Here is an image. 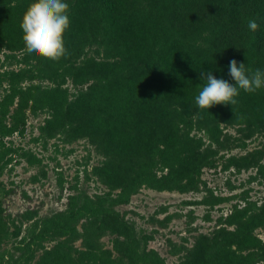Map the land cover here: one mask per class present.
I'll list each match as a JSON object with an SVG mask.
<instances>
[{
  "label": "rangeland",
  "instance_id": "1",
  "mask_svg": "<svg viewBox=\"0 0 264 264\" xmlns=\"http://www.w3.org/2000/svg\"><path fill=\"white\" fill-rule=\"evenodd\" d=\"M113 1L122 36L138 37L126 53L95 0H65L54 61L23 42L35 0H0V264H264V87L202 109L205 81L173 76L168 56H203L235 84L217 48L229 32L264 71L255 9L227 25L237 0H196L179 24L191 0Z\"/></svg>",
  "mask_w": 264,
  "mask_h": 264
},
{
  "label": "clouds",
  "instance_id": "2",
  "mask_svg": "<svg viewBox=\"0 0 264 264\" xmlns=\"http://www.w3.org/2000/svg\"><path fill=\"white\" fill-rule=\"evenodd\" d=\"M68 11L69 5L65 0H35L30 4L20 25L28 53L54 61L66 56L64 35L71 24ZM248 27L256 31L258 24L255 20H250ZM228 75L235 84L222 78L217 79L211 71L200 72V79L205 81L196 97L200 108L209 109L216 104L235 105V97L240 95V90L254 93L264 87V71L257 69L253 72L245 63L236 59L230 60Z\"/></svg>",
  "mask_w": 264,
  "mask_h": 264
},
{
  "label": "trees",
  "instance_id": "3",
  "mask_svg": "<svg viewBox=\"0 0 264 264\" xmlns=\"http://www.w3.org/2000/svg\"><path fill=\"white\" fill-rule=\"evenodd\" d=\"M237 3H238L237 9L233 10V7L231 8L230 15L226 23H228L227 25L233 24V18H235L236 22H234V24L236 23L237 25L238 22H241L243 20L244 10L249 9V8L255 9L254 14L250 16V18L252 20H255L258 24V29L254 33L255 34L254 38L256 42L255 45L257 46V49L260 50V53L262 55L261 59H259L260 68L264 69V0H237ZM195 4H197L196 0H191L190 2L182 6V11H180V15L177 18L178 19L177 22L179 24H183L186 18L193 17L190 10L192 8L191 6L194 7ZM93 5L95 6L94 10L97 12V14L102 16L103 21L107 23L108 25L109 30L107 29L108 31L107 36L109 37V39H111V41L113 40L116 48H122L124 49V52L126 53V51L129 49L127 44H130L131 40L133 41L138 40L137 36L134 37L136 33L132 32L133 31L132 30L128 32L129 34L128 38H125L126 36H122V32L119 31L121 19L118 17V14L116 13V10L114 9L113 0H95V4ZM187 9H188V13H187ZM99 10H101L102 12ZM239 15H240V19H238ZM230 36L231 34L228 32L225 35V38L219 39L218 44H217L219 54L223 58V61L226 67H227V64L230 62V60L232 59H236L238 62L241 61L239 60L238 53L236 52V50H234L233 41L230 38ZM142 37L143 35L141 36V38ZM172 48L175 50L173 52L171 51L168 53L169 54L168 55L169 56V66L171 67L172 69L171 71L173 73V76L175 77H178V78L185 77L187 79L199 77L200 74L197 72L199 70L198 69L199 67L196 68V66L200 62L203 63V68H202L203 72L206 73L207 71L212 70L215 73H218V75L215 76L217 79L219 78V76H221L219 74L225 71L224 70L225 68L222 66V64L221 65L219 64V66L217 65L215 67L210 64H206V62L204 61V59L206 58L200 55L194 60H192L189 56L183 53L179 48L177 47H172ZM246 61L248 60H244V63ZM227 69L229 70V67ZM190 74L194 77H191ZM158 79H161V78H158L157 76H155L153 80L151 81V84H154L157 87L165 89L168 92V94L172 96L174 95L178 97L181 95V90L179 87H177L180 84H174L170 86V84H168L166 81L164 80L159 81ZM82 210L87 213L96 214L99 217H101L103 214L102 208H90L89 210H87L84 207L81 209V211ZM77 215H78V212L73 213L74 217ZM56 227L58 226H55V228Z\"/></svg>",
  "mask_w": 264,
  "mask_h": 264
}]
</instances>
